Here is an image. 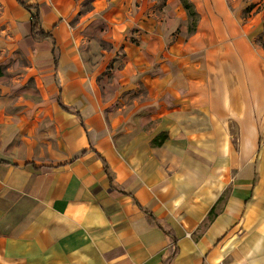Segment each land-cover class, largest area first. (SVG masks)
I'll return each mask as SVG.
<instances>
[{
	"label": "crops",
	"instance_id": "0c3cea01",
	"mask_svg": "<svg viewBox=\"0 0 264 264\" xmlns=\"http://www.w3.org/2000/svg\"><path fill=\"white\" fill-rule=\"evenodd\" d=\"M3 1L0 264H264V13Z\"/></svg>",
	"mask_w": 264,
	"mask_h": 264
},
{
	"label": "rangeland",
	"instance_id": "374dc122",
	"mask_svg": "<svg viewBox=\"0 0 264 264\" xmlns=\"http://www.w3.org/2000/svg\"><path fill=\"white\" fill-rule=\"evenodd\" d=\"M84 4L83 9L91 7L90 0ZM231 5H235L237 9L241 10L243 16H250L252 13L262 12L264 13V0H229ZM170 3L169 8H164L165 5ZM158 11V17L162 22L169 21L171 23L176 22V31L174 37L179 38L182 32V26H188L189 31L194 24H197L198 16H191L189 12L184 8L181 0L173 2V0H155L153 3ZM8 4L6 1L0 0V66L5 76L0 78V97L3 96L5 90L4 87H9L14 80H11V70L17 61L14 48V23L7 10ZM169 17V19H168ZM168 19V20H167ZM177 19V21H175ZM186 19H188V25H186ZM195 22V23H194ZM261 38V37H260Z\"/></svg>",
	"mask_w": 264,
	"mask_h": 264
},
{
	"label": "trees",
	"instance_id": "16d2710c",
	"mask_svg": "<svg viewBox=\"0 0 264 264\" xmlns=\"http://www.w3.org/2000/svg\"><path fill=\"white\" fill-rule=\"evenodd\" d=\"M181 2L184 8L189 12L191 16H198L194 4L190 0H181ZM24 5L30 10L32 14V35L34 39L43 40L46 38H51L52 37L51 33L46 32L41 26L40 12L38 6L26 5V4ZM195 26L196 24H194V26L191 29L193 30ZM53 49H54L55 59L57 60L58 54L56 53L57 47L55 46V44Z\"/></svg>",
	"mask_w": 264,
	"mask_h": 264
}]
</instances>
